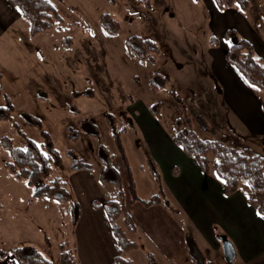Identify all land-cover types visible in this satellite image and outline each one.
I'll return each mask as SVG.
<instances>
[{
    "label": "rangeland",
    "instance_id": "1",
    "mask_svg": "<svg viewBox=\"0 0 264 264\" xmlns=\"http://www.w3.org/2000/svg\"><path fill=\"white\" fill-rule=\"evenodd\" d=\"M52 1L63 16L64 23L33 37L29 33V21L22 17L27 24L22 26V30L26 32V41L32 46V50L24 49L20 42V48L14 54L0 53V84L5 94L0 99V106L6 104L5 97H8L15 107L13 120L28 138L38 144L43 142L41 131L30 124L29 120H40L43 130L49 133L63 158V165L54 168L35 186L16 178L5 168L4 164L10 160V153L3 147L1 138H11L15 146L23 149L27 144L14 127L13 121L2 122L0 250L12 249L13 235L20 242L25 235L23 237L16 234L25 233L30 235L28 237H31L32 246L51 260L56 258L59 250L57 235L59 241H62L60 229H55L51 223L54 216L58 215L66 229L60 228L69 236L72 206L47 198H35V189L51 183L57 176H65L75 158H83L93 164L97 174L101 166L98 152L100 145L114 157L119 156L113 134L125 129L121 133L122 142L135 180L136 192L140 198L150 199L155 189L152 166L147 158L151 156L146 152L147 146L142 141L139 130L129 122V118L133 120V117L128 106L132 102L140 103L139 110L142 111V105L150 107L160 102L163 122L167 127L172 125L175 118L182 117L185 113L191 117L199 115L206 120L202 115L199 98L190 94L191 97L183 100L190 85H200L203 78L209 84L215 82L208 71L194 62L195 58L211 68L212 58L219 50L229 47L242 37L235 28L239 23L253 24L264 38V28L260 27L264 22V6L262 13L257 9V2L260 0H248L251 9L245 12L240 11L236 4L235 9L239 13L231 12L230 18L226 17L223 22L215 12H211L215 4L213 0H149L148 6L141 0ZM155 3L160 6L158 11H155ZM151 4L154 10L151 9ZM133 11L139 15H133ZM102 14H110L119 22L121 29L117 35H111L102 28ZM220 23L235 26H227L220 32ZM133 34L158 43L161 51L155 65L143 64L129 55L125 41ZM211 36L218 39L215 47L211 46ZM65 38L71 39L70 47H66ZM260 59L264 62V58ZM154 72L169 76L166 86L161 89L152 87L150 75ZM253 89L262 101L264 93ZM172 92L180 95L182 104L175 102ZM189 97L190 102L187 101ZM229 119L232 123L231 117ZM210 127L212 128L211 125ZM193 128L201 139L217 140L213 128L214 131H206L195 121ZM248 141L251 145L263 144L252 137ZM229 145L235 147L233 144ZM156 167L159 172V167ZM124 185L127 190L125 175ZM126 193L129 196L127 191ZM46 237L54 245L49 252ZM132 255L128 256H131L134 264H149L147 252L145 254L142 249ZM195 255L200 261L198 252ZM208 257L214 260V264H242L240 260H228L223 252L212 251ZM154 259L155 264H159L155 257Z\"/></svg>",
    "mask_w": 264,
    "mask_h": 264
},
{
    "label": "crops",
    "instance_id": "2",
    "mask_svg": "<svg viewBox=\"0 0 264 264\" xmlns=\"http://www.w3.org/2000/svg\"><path fill=\"white\" fill-rule=\"evenodd\" d=\"M60 2L65 3V0ZM257 3V9L262 13L264 0ZM151 6L154 10L153 4ZM155 7L157 9L160 6L155 3ZM213 7L216 10L213 8L211 12H215L221 22L226 17L230 18L231 12L239 13L235 7L225 10H219L216 4ZM22 17L8 0H0V53L14 54L20 48V42L24 49L32 50V46L26 41L27 34L22 30V26L27 25ZM219 26L222 27L220 32H223L227 26L235 25L220 23ZM235 28L239 36L252 44L256 56L264 58V38L257 32V28L249 22L239 23ZM227 49L228 46H225L212 58L211 68L202 61L198 62V58L193 60L204 71H208L215 82L209 84L203 78L200 85H190L183 100L190 94L199 98L202 115L215 130L216 139L221 143L233 144L238 149L249 148L264 156V112L260 98L226 61ZM140 105L132 102L128 106L133 117V120L129 118V122L139 130L142 141L147 146L146 152L151 156L147 158L159 167L163 196L177 210L178 215H173L162 205L146 207L140 202L132 203L126 193V208L141 235V246L124 254L105 210L93 205L94 201H106L104 188L98 177L101 166L97 174L95 171L92 173L69 168L66 175L60 177L67 182L81 209L76 225H73V213L71 214L72 225L68 231V239L76 248L78 263L112 264L115 257L125 255L134 264L128 255L142 249L145 254L152 253L159 264H201L204 258L214 264V260L208 257L212 251L223 252L227 257L223 242L219 239V236H224L232 246V260H240L242 264H264V214L259 211V207L264 204V192H254L247 184H243L236 193L227 195L221 179L213 171L205 173L195 158L185 154L174 143L173 126L170 124L167 127L163 117H155L149 107L142 105V111L139 110ZM250 137L263 144L251 145L248 141ZM112 163L124 180V165L120 156L114 157ZM143 170L145 171V167ZM154 181L153 195L160 192L156 180ZM112 194L116 195L114 191ZM51 224L55 229H66L58 215L54 216ZM16 235L25 237L19 242L13 235L12 248L33 244L29 234ZM57 236L59 248L61 240ZM53 247L51 242L48 252ZM196 252L200 255V261ZM52 261L58 264L59 250ZM0 264L19 263L9 254L7 260L0 261Z\"/></svg>",
    "mask_w": 264,
    "mask_h": 264
},
{
    "label": "trees",
    "instance_id": "3",
    "mask_svg": "<svg viewBox=\"0 0 264 264\" xmlns=\"http://www.w3.org/2000/svg\"><path fill=\"white\" fill-rule=\"evenodd\" d=\"M23 16L29 21V33L37 36L40 33L52 30L64 23V18L58 12L52 0H8ZM62 1V0H58ZM146 5H150L149 0H141ZM219 10L233 8L238 5L240 11L245 12L249 9L248 0H214ZM100 25L111 35H117L121 29L120 24L110 14H102ZM264 28V22L260 25ZM231 32H234L230 30ZM226 32V36L228 35ZM66 47L72 45L70 38L64 39ZM211 46L218 44L215 36L210 38ZM126 49L132 57L143 64L155 65L157 55L161 49L158 43L152 39L145 38L138 34L129 36L125 41ZM226 61L236 69L248 85L264 93V64L255 54L252 44L245 38L239 37L231 44L225 53ZM169 76L154 72L150 75V83L155 89H161L169 82ZM4 90L0 84V99L4 97ZM175 102L182 104V98L176 92H172ZM6 104L0 106V130L4 121H13L14 127L19 131L26 141V148L14 145L11 138L3 136L1 143L10 153V160L5 162V168L10 174L18 179H24L30 186H35L40 180L46 177L54 168L63 165V158L55 148L51 136L43 130L40 120L30 118L29 123L41 131L43 142L36 143L20 130V126L13 119L15 107L8 97ZM264 112V99L261 101ZM160 102L150 105V112L157 118H161ZM194 121L206 131H214L208 122L199 115L191 117L185 113L182 117L173 120L174 129L173 141L190 157L197 160L201 169L205 173L213 171L222 181L224 191L227 195L236 193L241 185L247 184L254 192H264V156L253 152L249 148L238 149L219 140H203L193 128ZM121 131L114 132L113 137L117 144L118 154L124 165V180L113 166L114 155L100 145L98 150L101 169L99 180L104 188L106 201H94L95 207H103L109 219L112 230L124 254L136 250L141 246V235L138 233L136 225L129 215L125 197L126 191L132 203L140 202L146 207L162 205L173 215H178L177 210L166 200L162 193V181L160 173L154 163H151V173L155 178L160 189L159 194L153 195L150 199L140 198L136 192L135 180L126 154ZM72 131V130H71ZM72 170L94 171V165L85 161L83 158H75L71 163ZM111 190V191H110ZM116 195H113L112 192ZM35 198H47L59 203H69L72 206L73 225H76L80 216V205L73 198L68 188L67 182L57 176L51 183L40 185L33 193ZM32 201V199L30 200ZM260 213L264 214V204L259 207ZM62 237L59 245L58 264H79L76 256V248L71 245L68 234L60 229ZM46 242L50 245V240L46 237ZM12 254L19 264H54V262L44 256L35 246L21 245L9 251L0 250V261L7 260ZM149 264H155L152 253L147 252ZM112 264H132L131 260L125 255L117 256ZM201 264H212L211 261L203 259Z\"/></svg>",
    "mask_w": 264,
    "mask_h": 264
},
{
    "label": "water",
    "instance_id": "4",
    "mask_svg": "<svg viewBox=\"0 0 264 264\" xmlns=\"http://www.w3.org/2000/svg\"><path fill=\"white\" fill-rule=\"evenodd\" d=\"M219 239L223 242L224 249L226 251V255L228 260H232L234 258V254L232 253V246L231 244L226 240L224 236H219Z\"/></svg>",
    "mask_w": 264,
    "mask_h": 264
},
{
    "label": "built area",
    "instance_id": "5",
    "mask_svg": "<svg viewBox=\"0 0 264 264\" xmlns=\"http://www.w3.org/2000/svg\"><path fill=\"white\" fill-rule=\"evenodd\" d=\"M133 13V15H135V14H137V16L139 15L136 11H133L132 12ZM133 15H132V17H133ZM147 19V18H146ZM148 24H151L149 21H148ZM63 101H65V99H63ZM187 101H191V98L189 97L188 99H187Z\"/></svg>",
    "mask_w": 264,
    "mask_h": 264
}]
</instances>
